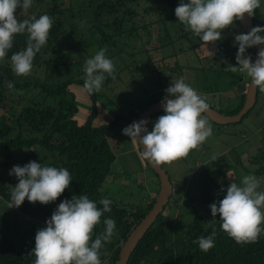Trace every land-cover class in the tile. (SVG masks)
<instances>
[{
  "label": "trees",
  "instance_id": "1",
  "mask_svg": "<svg viewBox=\"0 0 264 264\" xmlns=\"http://www.w3.org/2000/svg\"><path fill=\"white\" fill-rule=\"evenodd\" d=\"M180 2L181 0H66L64 5L60 0H32L26 14L17 9L16 15L20 21L33 15L39 18L47 14L52 18L53 25L47 43L33 59L32 69L35 67L39 70L35 73L37 76L33 77L31 72L25 76L16 75L11 64L9 65L14 53L26 49L27 33L16 34L13 47L0 59V197L9 204L12 187L18 184V179L9 175V171L15 165L24 166L33 160L42 166L68 169L72 181L57 200L47 205L38 201L33 204L26 198L19 208H4L5 213H0V264H34L35 257L31 253L35 248L37 231L47 226L46 221L59 203L65 199L70 200L73 195L82 194L96 202L99 209L103 208L99 203L102 198L112 201L111 212H106L101 217L100 223L93 230L92 240L104 231L105 219L115 221L111 242H105L100 250L101 264H114L127 236L151 209L158 193L152 196L149 192L147 197L152 198H148L143 205L130 203L126 206L123 204V193L111 194L104 186L111 183L108 181L110 177L114 178L111 183L114 185L119 184V181H115L117 175L125 176L112 170L117 161L116 153L120 151L115 153L111 144L117 139L112 136L115 127L120 124L131 125L148 105L164 98L165 90L172 80L181 77L189 85L200 83L203 92L212 97H220L224 94L223 91L230 88H221L218 83L220 80L230 81L238 86V101L224 113H234L240 108L245 99V82L249 77L244 75V78L241 73L231 75L224 70L227 68L224 61L228 62L230 55L238 52L232 51L235 35L239 34L234 25H238L240 33H245L238 20L222 31V39L215 42L216 48L211 53L203 57L197 56V63L192 64L186 60L185 65L181 66L177 61L174 65L166 63L165 56L156 61L151 59V55L169 50L171 46H174L171 56H176L177 39L172 37L174 33L179 32V37L188 41L191 36H196L186 30L175 15V8ZM184 2L188 3L189 0ZM141 4L144 6L139 12ZM168 12L170 15L166 17ZM252 23L256 27L253 16ZM154 35L157 43L152 40ZM102 48H107V58L113 60L117 56L122 58L128 55L133 58L136 66L135 56L139 54L141 70L147 67L146 61L150 59V68L141 71L140 76L133 75L132 81L128 83L131 92L135 93V90L140 89L143 98L135 97L136 101L132 102L134 106L131 104L126 113L120 112L107 124L97 122L102 113L99 115L100 109L96 101L100 95H104L103 87L111 77L105 74L102 92L89 94L83 89L85 79L82 76L85 73L86 59ZM191 50L194 51V48ZM253 50L254 47L247 49L246 55L253 58ZM134 64L121 70H130ZM120 74L114 71V75L121 77ZM9 82L14 87L9 88ZM77 89L84 92V97L79 100H85L87 107L77 99ZM258 94L259 90L256 100ZM209 106L215 108L211 104ZM249 111L250 108L242 117ZM209 121L218 125L210 119ZM128 142L131 143L129 136ZM263 148L264 145L257 147L256 151ZM21 150L23 153H16ZM247 158L254 163L252 170L243 168L236 172L235 178L239 174L260 176L264 172V151H258L254 156L248 155L245 159ZM145 164L151 169L146 162ZM237 167L241 168L239 165ZM225 174L226 169H214L210 163L198 166L195 178L200 194L189 199L192 221L186 225H177L179 222L164 215L163 209L140 239L127 264H264V232L255 242L238 244L220 228L219 215L212 217L209 205L222 200L231 184ZM155 175L158 179L156 173ZM139 185L143 187L142 184ZM173 187L172 183V194ZM172 194L169 200L173 197ZM174 200L177 202V199ZM12 211L21 215L25 221L12 219L9 215ZM213 232L214 247L207 252L201 251L194 241ZM180 233L184 234V238L180 237Z\"/></svg>",
  "mask_w": 264,
  "mask_h": 264
},
{
  "label": "clouds",
  "instance_id": "2",
  "mask_svg": "<svg viewBox=\"0 0 264 264\" xmlns=\"http://www.w3.org/2000/svg\"><path fill=\"white\" fill-rule=\"evenodd\" d=\"M31 5L32 0H0V59L13 47L16 34H28L26 49L11 56L12 69L20 76L31 72L33 59L47 43L53 25L47 14L20 21L17 9L26 14ZM257 8L261 9L260 0H189L188 3L181 0L175 15L186 30L208 45L221 40L222 31L235 21L243 20L246 13L253 16ZM260 33H264V27L256 26L246 34L235 35L233 46L238 45V66L229 63L224 70L251 78L252 86L264 92V48L259 50L255 61L251 55H246L247 49L264 45V36ZM106 52L107 48H102L86 59L83 84L86 93L100 92L105 74L115 79V65L106 57ZM8 87L14 85L9 82ZM165 91L161 100L165 114L155 121L152 130L147 127L150 121L145 119L134 121L123 129V134L131 137L133 147L142 148L137 152L141 162L147 161L154 166L186 157L212 135V126L202 115L209 110L206 97L198 94L183 77L172 80ZM212 159L217 160L215 156ZM9 175H14L19 183L12 187L8 208H19L26 198L33 204L38 201L47 205L57 200L72 181L68 169L42 166L35 160L24 166H13ZM259 188L260 181L255 175H245L240 184L232 182L227 187L222 200L209 205L212 217H220V228L238 244L255 242L264 232V191H258ZM99 203L102 209L84 194L73 195L70 200L59 203L46 221L47 226L36 233L31 253L35 257L34 264H101L100 250L105 242H111L116 225L113 219H105L104 231L92 240L93 230L101 217L111 212L110 199L102 198ZM214 237L215 232L199 237L194 243L207 252L214 247Z\"/></svg>",
  "mask_w": 264,
  "mask_h": 264
},
{
  "label": "rangeland",
  "instance_id": "3",
  "mask_svg": "<svg viewBox=\"0 0 264 264\" xmlns=\"http://www.w3.org/2000/svg\"><path fill=\"white\" fill-rule=\"evenodd\" d=\"M60 2L62 4L64 3V5L66 4V0H60ZM260 4L261 9L257 8L254 10L253 19L256 26L264 27V0H260ZM143 6L144 4L139 5V12L142 11ZM169 15L170 12H168L165 16L168 17ZM234 29L237 33L241 34L238 25H234ZM260 34L264 36V33ZM179 36V32H176L172 35L174 39H177V42L175 43L177 50L176 56H171L173 55L172 52L174 51V46H171L169 48L170 51L164 50L162 52L161 50L157 53L153 52L157 55H151V59L156 61L165 56L166 63H169L171 65H174L177 61L179 65L182 66L185 65L186 60L189 63L194 64L197 63V56L203 57L205 55H208L213 51V49L216 48L215 42L209 43L207 45L198 36H191V40L189 41L187 39L180 38ZM147 38L149 39V36H147ZM152 40L153 42L157 43L156 35L153 36ZM195 46L197 48H195ZM181 48L183 49L179 50ZM193 48L195 53L193 50H191ZM232 51L237 52L238 45H236L235 47L233 46ZM169 55L171 57H169ZM140 57L141 56L139 54L135 56L136 64L138 66L133 63V58L128 55H124L122 58L117 56L112 60L115 65V70L117 71V73H121V77L115 75V79L111 78V80L106 83V86H104L105 88L103 87V89L105 90L104 95H100L96 102L98 109H100L99 115L102 113L104 118L101 120H97V122L99 121L101 124L112 122L120 112L126 113L128 106H130L133 101H136L135 97H137L138 99L143 98L144 95L140 89L135 90V93H133L128 87V83L132 81L134 77L133 75L140 76L141 71H145L150 68L149 59L148 61H146L147 67H144L143 70L139 69ZM229 63L233 66H238L235 53H232V55H230L227 66ZM10 64L11 61L9 62V65ZM129 64H134L135 66L130 67V70H121L122 68H126V66H128ZM38 71L39 70H36V68L34 67L31 71L32 76H37L35 73H37ZM236 73L240 74L239 72ZM230 74L233 75L234 73L230 72ZM82 76L84 79L86 78L85 73H83ZM242 76L245 78L244 75ZM218 83H220L221 88L230 86L229 89L223 91L224 94L220 97L219 95L218 97H212L211 95L203 92V87H201L200 83H191L190 86L195 91H197L198 94L206 97V102H209V104L215 106V109L225 112L226 109L232 108L238 101V86L233 85L228 80H220V82ZM245 85L247 86L246 82ZM246 88L244 89L245 94ZM102 91L103 90L101 89V92ZM76 96H78L77 99L79 100V95L77 94ZM79 101L80 103L84 104L83 106L87 107L85 100ZM132 105L134 106V103ZM0 112H2V110H0ZM164 114L165 113L161 111L159 113L153 114L150 117V122L148 124L149 130H152L155 121ZM208 122L212 126V135L209 136L205 140V142L200 144L196 149L190 151V153L186 157L179 158L172 161L171 163L162 165L163 169L168 173L174 186L172 194L173 197H171L169 202L164 207L163 213L164 215L166 214L167 216H169L171 219H176L179 222L177 225H186L192 221L193 216L191 207L189 206V199L200 194V189L195 178V172L198 166H202L203 163H210V166L214 169L218 167L219 169H226V179L228 181H231L230 183L236 182L237 184H240L244 175L239 174L237 178H235L236 172L240 171L243 168L250 171L252 170V166H254V163L250 160V158H245L248 155L254 156L256 153H258V151H264V148L256 151L257 147L264 145V92L259 91L258 99L253 104V106L250 107V111L244 117H242L241 120L229 123H221L220 125L219 123H217V126L212 124L209 119ZM127 126L128 125L126 124H120V126L118 125L117 127H115L114 131L112 132V136L120 140L122 144L117 148V143H115L114 140L113 143H111L115 153L120 150L118 153H116L117 161L115 162L112 170L115 172L117 171L118 173L125 176L121 177L117 175L118 177H116L117 180L115 181H119V184L115 183L114 185L111 184L113 182L112 179L114 178L108 177V181H110L111 183L107 182L110 184H104V186L109 189L111 194L120 192L123 193V204L126 206H128L130 203H134L135 205H143L144 202H146L147 199L151 197H147V194L149 192L150 194H152V196H154V194L158 192L159 181L152 169L147 168L145 162H141L137 154V149L132 147V144L128 142V136L123 134V129ZM16 153H23V150L17 151ZM213 156H215L217 160L213 161ZM237 165L241 166V168L237 167ZM5 171L6 173L8 172V170ZM247 175L249 174L247 173ZM256 177L260 181V188L258 189V191H264V172H262L260 176L256 175ZM17 183H19V181H17ZM139 184H142L143 187H140ZM173 198L177 199V202ZM4 208L13 209L14 207L8 208V204H6L0 197V213H5ZM9 215L14 220L17 219V221H21L22 219V221H25V219L21 215H17L13 211L9 213ZM177 230H179V227H177ZM180 237L184 238V234L180 233Z\"/></svg>",
  "mask_w": 264,
  "mask_h": 264
},
{
  "label": "water",
  "instance_id": "4",
  "mask_svg": "<svg viewBox=\"0 0 264 264\" xmlns=\"http://www.w3.org/2000/svg\"><path fill=\"white\" fill-rule=\"evenodd\" d=\"M241 28L245 33H248L253 28L252 16L249 17L248 14H245L243 20H238ZM261 48H264V45H258L254 47L253 50V61L257 58V53ZM248 86L245 94V99L242 102L240 108L234 113H224L218 111L215 108L209 106V110L204 113L210 120L216 123H229L238 121L240 117L256 102L257 89L252 86L251 78L248 80ZM163 99V98H162ZM155 101L147 106L146 109L142 110L136 121L145 119L149 120L150 117L158 112L164 111L161 107V100ZM148 127V125H147ZM142 150V148L140 149ZM147 165L157 174L159 180V190L155 202L153 203L151 209L146 213V215L140 220V222L135 226V228L127 236L125 242L123 243L120 252L119 258L114 264H127L132 252L136 248L140 239L146 233V231L151 227L155 222L159 213L162 212L164 206L168 203L169 197L172 194V183L169 179L168 173L163 169L162 165L154 166L153 164L145 161Z\"/></svg>",
  "mask_w": 264,
  "mask_h": 264
},
{
  "label": "crops",
  "instance_id": "5",
  "mask_svg": "<svg viewBox=\"0 0 264 264\" xmlns=\"http://www.w3.org/2000/svg\"><path fill=\"white\" fill-rule=\"evenodd\" d=\"M76 94H78L80 98H81V97H84V92L81 91V90H78V89H77ZM82 111H83V109H82ZM103 118H104V116L101 115V116L98 118V120H101V119H103ZM115 143H117V145H116L117 148H118L119 145L122 144V143L120 142V140H118V139H115Z\"/></svg>",
  "mask_w": 264,
  "mask_h": 264
}]
</instances>
